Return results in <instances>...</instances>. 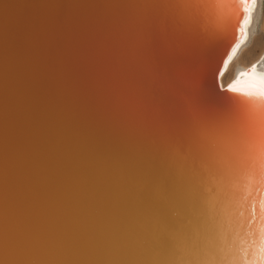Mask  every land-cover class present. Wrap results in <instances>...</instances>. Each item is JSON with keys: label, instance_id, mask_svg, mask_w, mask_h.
<instances>
[{"label": "bare ground", "instance_id": "obj_1", "mask_svg": "<svg viewBox=\"0 0 264 264\" xmlns=\"http://www.w3.org/2000/svg\"><path fill=\"white\" fill-rule=\"evenodd\" d=\"M180 2L0 0V264L13 259V234L46 239L84 219L165 233L169 249L145 260L264 264L258 141L216 138L194 160L185 106L160 103L154 89L158 56L221 51L220 84L259 128L263 0H248L247 13L240 0L201 5L190 40L149 43L146 14ZM225 29L228 57L227 42L213 40Z\"/></svg>", "mask_w": 264, "mask_h": 264}, {"label": "snow or ice", "instance_id": "obj_2", "mask_svg": "<svg viewBox=\"0 0 264 264\" xmlns=\"http://www.w3.org/2000/svg\"><path fill=\"white\" fill-rule=\"evenodd\" d=\"M207 3L223 6V0H181L176 8L161 7L149 11L144 20L148 42L190 40L199 9ZM240 6L245 13L249 11L248 0H240ZM248 20L245 15L235 39L244 34L243 24ZM233 39L226 29L213 37L214 41L227 42L225 57L229 56L228 50L235 51ZM220 63L226 64L227 61L222 58ZM216 73L223 75L219 67L212 66L207 50L201 49L199 63L192 66L189 75L177 84V89L183 92L188 115L183 124L188 154L194 160L211 154L216 147L213 140L224 138L244 143L250 149H254L258 141L264 158V114L257 128L247 102L227 95V91H235L231 85L221 91V85L214 79ZM256 95L264 97V92ZM170 245L167 235L158 230L141 229L120 219L105 222L84 219L46 239L22 238L13 234L9 240L13 257L10 264H199L191 259L160 261L142 258L147 253L167 251ZM45 256L48 258H41Z\"/></svg>", "mask_w": 264, "mask_h": 264}, {"label": "water", "instance_id": "obj_3", "mask_svg": "<svg viewBox=\"0 0 264 264\" xmlns=\"http://www.w3.org/2000/svg\"><path fill=\"white\" fill-rule=\"evenodd\" d=\"M219 53H221V51H213L212 53L207 54V57L214 68L219 67L221 57ZM187 55L188 54H185L179 57L171 55L167 56V59L163 56L157 57L156 69H158V75L154 83L156 96L160 97V103L166 102L169 104L174 100V109L184 107V101L180 96V91L177 89V84L189 75V69L198 64L200 60L199 55ZM214 79L220 84L219 73H216ZM156 87H158V90H156ZM221 91H225V88H222V86ZM245 96L250 97L251 100L257 98L255 94Z\"/></svg>", "mask_w": 264, "mask_h": 264}, {"label": "rangeland", "instance_id": "obj_4", "mask_svg": "<svg viewBox=\"0 0 264 264\" xmlns=\"http://www.w3.org/2000/svg\"><path fill=\"white\" fill-rule=\"evenodd\" d=\"M263 4H264V0H263ZM262 21H264V18H263V20ZM262 24V23H261ZM261 24L259 25V27H258V31H257V34L258 35H260V38H261V43H262V46H264V28L262 29L261 28ZM264 26V25H263ZM264 48V47H263ZM259 54V53H258Z\"/></svg>", "mask_w": 264, "mask_h": 264}]
</instances>
